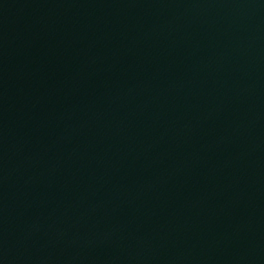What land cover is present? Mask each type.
Masks as SVG:
<instances>
[{
    "label": "water",
    "instance_id": "95a60500",
    "mask_svg": "<svg viewBox=\"0 0 264 264\" xmlns=\"http://www.w3.org/2000/svg\"><path fill=\"white\" fill-rule=\"evenodd\" d=\"M40 264H264V0H176Z\"/></svg>",
    "mask_w": 264,
    "mask_h": 264
}]
</instances>
